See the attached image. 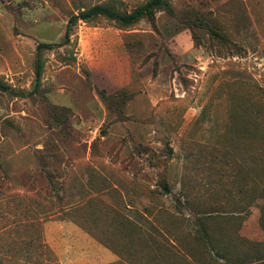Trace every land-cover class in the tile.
<instances>
[{
    "label": "rangeland",
    "instance_id": "rangeland-1",
    "mask_svg": "<svg viewBox=\"0 0 264 264\" xmlns=\"http://www.w3.org/2000/svg\"><path fill=\"white\" fill-rule=\"evenodd\" d=\"M153 2L0 0V264L264 259V0Z\"/></svg>",
    "mask_w": 264,
    "mask_h": 264
},
{
    "label": "trees",
    "instance_id": "trees-1",
    "mask_svg": "<svg viewBox=\"0 0 264 264\" xmlns=\"http://www.w3.org/2000/svg\"><path fill=\"white\" fill-rule=\"evenodd\" d=\"M155 5H159L161 3V0H154L153 2ZM145 8H140L137 11H135L132 16H128V17H123L121 20L123 21H129L131 19H134V17H137L139 15H142L145 13ZM108 16V17H116L117 16L108 8L106 7H102V6H95L91 9H89L88 11H84V12H79L77 16H72L71 18H69L68 20V24L69 25H74L72 24L73 21H78V19L83 20V21H88L91 19V16ZM68 33V31H67ZM66 37V36H65ZM68 37V36H67Z\"/></svg>",
    "mask_w": 264,
    "mask_h": 264
},
{
    "label": "crops",
    "instance_id": "crops-1",
    "mask_svg": "<svg viewBox=\"0 0 264 264\" xmlns=\"http://www.w3.org/2000/svg\"><path fill=\"white\" fill-rule=\"evenodd\" d=\"M250 264H264V259L257 260L253 263H250Z\"/></svg>",
    "mask_w": 264,
    "mask_h": 264
}]
</instances>
